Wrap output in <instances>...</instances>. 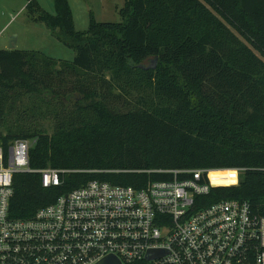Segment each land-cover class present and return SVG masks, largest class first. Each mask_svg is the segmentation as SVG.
Wrapping results in <instances>:
<instances>
[{
    "label": "trees",
    "instance_id": "16d2710c",
    "mask_svg": "<svg viewBox=\"0 0 264 264\" xmlns=\"http://www.w3.org/2000/svg\"><path fill=\"white\" fill-rule=\"evenodd\" d=\"M54 7L27 3L34 20L63 32L74 58L0 49V147L30 140L31 168L69 172L49 187L39 173H15L10 217L29 218L91 179L138 188L167 177L156 170L182 168L243 169L236 185L212 187L204 200H246L264 214V0H123L118 21L90 19L85 31L75 30L67 0ZM70 77L68 93L80 97L66 115L47 109L56 116L48 133L33 111L41 96L61 104ZM25 98L33 121L9 120Z\"/></svg>",
    "mask_w": 264,
    "mask_h": 264
},
{
    "label": "built area",
    "instance_id": "2783aa9c",
    "mask_svg": "<svg viewBox=\"0 0 264 264\" xmlns=\"http://www.w3.org/2000/svg\"><path fill=\"white\" fill-rule=\"evenodd\" d=\"M29 146L0 147V264H93L108 254L122 264H264V214L246 200H204L212 187L230 186L211 172L243 169H159L167 177L138 188L91 179L29 218H12L15 173H39L49 187L69 172L31 168Z\"/></svg>",
    "mask_w": 264,
    "mask_h": 264
},
{
    "label": "rangeland",
    "instance_id": "374dc122",
    "mask_svg": "<svg viewBox=\"0 0 264 264\" xmlns=\"http://www.w3.org/2000/svg\"><path fill=\"white\" fill-rule=\"evenodd\" d=\"M38 9L49 14L55 13L54 0H34ZM71 9L72 20L75 30L85 31L90 19L97 22H114L118 21L117 8L123 4V0H67ZM29 0H0V49H7L9 37L15 36L17 49L37 51L38 53L57 59L61 62H71L74 58V50L65 42L69 41L63 32L56 28L50 29L42 20H34L27 9ZM150 59L145 61L149 64ZM59 67V66H58ZM69 81L63 86V91L67 97L62 99L60 104L56 100L41 96L44 102L40 101V109L34 110L35 118L48 133H51L55 123L56 116L47 109H54L61 106V115H66L72 111L75 106L73 102L80 97L77 93H68L74 77L68 78ZM85 79L82 78V81ZM52 100L51 102H45ZM33 100L25 98L22 104H17L13 112L8 115L11 121L20 119L25 123L32 122V117L24 111L25 104L30 105ZM39 101V100H37ZM19 103V102H18ZM49 103V104H48ZM120 111L129 108L128 103H116ZM40 111V112H38ZM25 118V120L23 119ZM4 130L3 128H0ZM30 141V140H29ZM240 174H235V181L224 183V185H236L239 181Z\"/></svg>",
    "mask_w": 264,
    "mask_h": 264
},
{
    "label": "water",
    "instance_id": "95a60500",
    "mask_svg": "<svg viewBox=\"0 0 264 264\" xmlns=\"http://www.w3.org/2000/svg\"><path fill=\"white\" fill-rule=\"evenodd\" d=\"M15 47H16L15 36H10L7 48L13 49ZM149 67L154 68L155 64L153 63ZM93 264H122V263L116 256L112 254H108V255L103 256L102 258L94 262Z\"/></svg>",
    "mask_w": 264,
    "mask_h": 264
},
{
    "label": "bare ground",
    "instance_id": "6f19581e",
    "mask_svg": "<svg viewBox=\"0 0 264 264\" xmlns=\"http://www.w3.org/2000/svg\"><path fill=\"white\" fill-rule=\"evenodd\" d=\"M219 172H224V173H227V174H235V172L231 171V170H222V171H219Z\"/></svg>",
    "mask_w": 264,
    "mask_h": 264
}]
</instances>
